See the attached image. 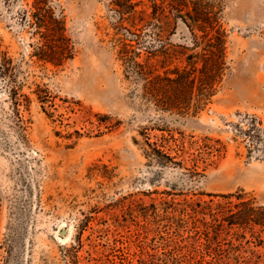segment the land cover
Masks as SVG:
<instances>
[{
    "label": "rangeland",
    "instance_id": "rangeland-1",
    "mask_svg": "<svg viewBox=\"0 0 264 264\" xmlns=\"http://www.w3.org/2000/svg\"><path fill=\"white\" fill-rule=\"evenodd\" d=\"M202 1L226 71L182 115L117 53L123 28L143 31L157 74L187 67L204 34L170 0H53L75 47L62 66L34 56V0H0V264H264V227L231 225L242 202L264 209V0ZM229 194L243 199L220 209Z\"/></svg>",
    "mask_w": 264,
    "mask_h": 264
},
{
    "label": "trees",
    "instance_id": "trees-1",
    "mask_svg": "<svg viewBox=\"0 0 264 264\" xmlns=\"http://www.w3.org/2000/svg\"><path fill=\"white\" fill-rule=\"evenodd\" d=\"M170 1L177 19H181L193 33L197 29L204 34L202 38L194 34L197 48L205 43L202 52L188 55V66L184 69H174L171 73L160 75L150 66L151 60L157 56L154 47L147 42L150 34L123 28L122 38L118 40V58L125 66L127 76L136 77L143 83V95L147 101L164 111L178 110L186 115L193 108V114H196L216 94V85L222 81L226 71L225 36L218 17L210 12L202 0ZM118 6L123 19L134 12L135 6L130 3ZM29 24L39 37L34 45V56L40 61L62 66L74 59L75 47L68 36L65 17L53 5V0H34ZM143 54L146 55V60L140 62ZM247 126L246 130L241 129L242 134L254 138V134L259 132L256 121L251 119ZM148 144L152 148V155L149 154L152 160H157V156H164L162 151ZM221 198L224 202L217 206L225 209L232 205L231 199L242 200L243 196L229 194ZM237 209L235 215L241 216L231 225L254 223L264 227V217H261L264 209L250 207L249 201L240 203Z\"/></svg>",
    "mask_w": 264,
    "mask_h": 264
}]
</instances>
